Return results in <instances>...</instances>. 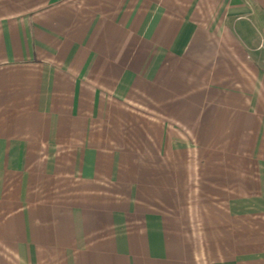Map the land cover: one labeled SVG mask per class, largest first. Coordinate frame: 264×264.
Instances as JSON below:
<instances>
[{"label": "crops", "instance_id": "0c3cea01", "mask_svg": "<svg viewBox=\"0 0 264 264\" xmlns=\"http://www.w3.org/2000/svg\"><path fill=\"white\" fill-rule=\"evenodd\" d=\"M0 264H264V0H0Z\"/></svg>", "mask_w": 264, "mask_h": 264}]
</instances>
